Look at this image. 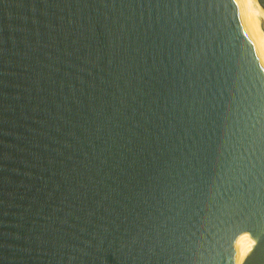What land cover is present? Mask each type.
Masks as SVG:
<instances>
[{
  "label": "water",
  "instance_id": "water-1",
  "mask_svg": "<svg viewBox=\"0 0 264 264\" xmlns=\"http://www.w3.org/2000/svg\"><path fill=\"white\" fill-rule=\"evenodd\" d=\"M0 264H264L236 0H0Z\"/></svg>",
  "mask_w": 264,
  "mask_h": 264
},
{
  "label": "bare ground",
  "instance_id": "bare-ground-1",
  "mask_svg": "<svg viewBox=\"0 0 264 264\" xmlns=\"http://www.w3.org/2000/svg\"><path fill=\"white\" fill-rule=\"evenodd\" d=\"M243 28L264 67V8L258 0H236Z\"/></svg>",
  "mask_w": 264,
  "mask_h": 264
}]
</instances>
